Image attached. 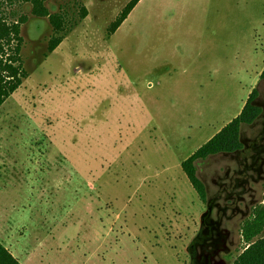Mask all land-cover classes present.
<instances>
[{"label":"rangeland","instance_id":"374dc122","mask_svg":"<svg viewBox=\"0 0 264 264\" xmlns=\"http://www.w3.org/2000/svg\"><path fill=\"white\" fill-rule=\"evenodd\" d=\"M131 1L46 0L56 33L30 1L0 0L8 22L27 18L28 73L0 109V176L55 187L8 250L29 254L39 237L44 264H236L264 199V0H142L111 35ZM254 89L262 114L243 150L198 164L203 203L182 163ZM44 206L46 229L33 224Z\"/></svg>","mask_w":264,"mask_h":264},{"label":"trees","instance_id":"16d2710c","mask_svg":"<svg viewBox=\"0 0 264 264\" xmlns=\"http://www.w3.org/2000/svg\"><path fill=\"white\" fill-rule=\"evenodd\" d=\"M34 6V13L39 17H48L56 33L61 31L59 15H50L44 7L46 0H28ZM142 0H132L124 9L119 19L111 27L114 35L129 18ZM27 22L26 17L10 23L4 13H0V109L5 102L17 92L28 78L21 57L24 40L21 27ZM62 38L54 37L49 43V51L54 52L61 44ZM264 80V71L261 75ZM259 92L254 89L250 94L241 114L224 127L208 143L196 151L182 164V170L193 189L203 203L209 204L208 190L198 176V164L220 154H232L243 150L241 139L243 126L252 125L261 116L262 109L256 104ZM264 199L263 203L253 209L252 216L245 221L242 228L244 242L248 245L236 264H264ZM0 264H21L0 242Z\"/></svg>","mask_w":264,"mask_h":264},{"label":"crops","instance_id":"0c3cea01","mask_svg":"<svg viewBox=\"0 0 264 264\" xmlns=\"http://www.w3.org/2000/svg\"><path fill=\"white\" fill-rule=\"evenodd\" d=\"M249 96H248V98H249ZM248 98H247V100H248ZM247 100H246V102H247ZM246 102H245L244 106L242 107V110L245 107ZM242 110H241V112H242ZM241 112L238 114V116L241 114ZM35 166L38 167L39 163L36 162ZM41 171H43V169ZM45 171L48 172L47 170H45ZM4 178L5 177L0 176V242L3 244V246H5L8 249L9 247H11V245L9 244V241L12 238L17 237V235H19L21 233L20 228L25 223L26 214L30 213L32 215V214L38 213L37 209L41 206L39 205L37 198H40V200L43 199L42 203H45V204L50 203L51 199L53 197V194H54L55 187H54V181L53 180H51L50 182L46 181V183L44 185H42L40 188L33 187L31 184L28 185V187H22V186H20V187H6V185H5L6 183L4 182ZM57 188L60 189L61 187H57ZM6 193H8V194H6ZM5 195H13L14 199H8V201L5 202V200L7 199V197H5ZM20 198H25V200H23V199L21 200ZM45 210H46V212H42V214L40 215V218L35 216V219L36 220L39 219V221H37L33 224L34 225L39 224L40 226H43L46 229V227L47 228L49 227V225L51 223L50 221H52V220L50 219L51 216L48 215V213L50 214V212L48 211L49 209L45 207ZM49 219H50V221H49ZM17 224H19L20 226L17 227ZM25 228H27V227H25ZM49 230L51 231L52 229L50 228ZM36 238L38 240L36 239L35 245L30 248L29 254L27 252H22L19 254L18 253L17 254L12 253L13 256L21 264H44L45 257L49 256L50 252H52V250L49 251L48 249H46L45 246L43 245V243H39V240H40L39 237H36ZM63 240H66V239H63ZM65 242L66 241H64L62 243L63 247H66ZM35 258H38V259H35ZM39 258L41 260H39Z\"/></svg>","mask_w":264,"mask_h":264},{"label":"flooded vegetation","instance_id":"af4514ba","mask_svg":"<svg viewBox=\"0 0 264 264\" xmlns=\"http://www.w3.org/2000/svg\"><path fill=\"white\" fill-rule=\"evenodd\" d=\"M201 236H202V235H200V238H202ZM206 238H207V237H206ZM207 241H208V238H207ZM195 261H197V257H195V258L193 257V258H192V264H202V263L195 262Z\"/></svg>","mask_w":264,"mask_h":264}]
</instances>
